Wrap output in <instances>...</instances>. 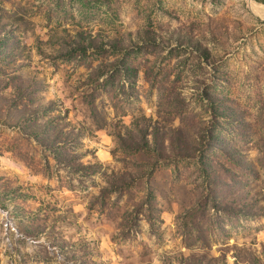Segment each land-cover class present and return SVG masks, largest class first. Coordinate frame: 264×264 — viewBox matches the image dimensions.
Masks as SVG:
<instances>
[{"label":"rangeland","instance_id":"rangeland-1","mask_svg":"<svg viewBox=\"0 0 264 264\" xmlns=\"http://www.w3.org/2000/svg\"><path fill=\"white\" fill-rule=\"evenodd\" d=\"M0 264H264V4L0 0Z\"/></svg>","mask_w":264,"mask_h":264},{"label":"trees","instance_id":"trees-1","mask_svg":"<svg viewBox=\"0 0 264 264\" xmlns=\"http://www.w3.org/2000/svg\"><path fill=\"white\" fill-rule=\"evenodd\" d=\"M256 2H260L264 4V0H255Z\"/></svg>","mask_w":264,"mask_h":264}]
</instances>
